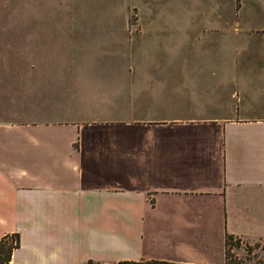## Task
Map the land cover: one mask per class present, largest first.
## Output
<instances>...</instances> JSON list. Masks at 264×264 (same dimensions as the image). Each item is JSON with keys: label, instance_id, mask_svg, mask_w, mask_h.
I'll list each match as a JSON object with an SVG mask.
<instances>
[{"label": "crops", "instance_id": "1", "mask_svg": "<svg viewBox=\"0 0 264 264\" xmlns=\"http://www.w3.org/2000/svg\"><path fill=\"white\" fill-rule=\"evenodd\" d=\"M261 2L235 5L236 30L264 36ZM17 18L0 0L11 264H225L227 234L264 240V49L236 47L227 61L226 47L141 48L137 60L82 63L27 49L19 63Z\"/></svg>", "mask_w": 264, "mask_h": 264}, {"label": "rangeland", "instance_id": "2", "mask_svg": "<svg viewBox=\"0 0 264 264\" xmlns=\"http://www.w3.org/2000/svg\"><path fill=\"white\" fill-rule=\"evenodd\" d=\"M239 1L16 0L15 5V0H5L11 4L12 13L16 8L18 15L15 32L19 63L26 62V56L22 61L20 54L27 49L35 61L82 63L119 60L126 54L129 57L120 60L133 61L141 48L175 46L194 51L226 47L225 60L234 61L231 49L250 46L264 49V36L236 30L238 21L234 13ZM261 1L264 9V0ZM118 50L116 59L107 56ZM195 57L199 61L224 60L218 54ZM249 241L252 242L243 239L242 243L231 242L230 255H241Z\"/></svg>", "mask_w": 264, "mask_h": 264}, {"label": "trees", "instance_id": "3", "mask_svg": "<svg viewBox=\"0 0 264 264\" xmlns=\"http://www.w3.org/2000/svg\"><path fill=\"white\" fill-rule=\"evenodd\" d=\"M236 241L242 243V238L233 234H227L226 238V261L225 264H264V240H260L254 245L247 242L240 254L230 255L228 246L231 242ZM20 247V239L18 235H8L0 240V264H11L14 251ZM241 247V246H240ZM91 264L94 263L91 261ZM114 264H191L172 262L167 260H122Z\"/></svg>", "mask_w": 264, "mask_h": 264}]
</instances>
